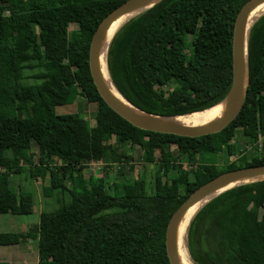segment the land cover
<instances>
[{
    "label": "trees",
    "instance_id": "1",
    "mask_svg": "<svg viewBox=\"0 0 264 264\" xmlns=\"http://www.w3.org/2000/svg\"><path fill=\"white\" fill-rule=\"evenodd\" d=\"M126 1L0 0V215L34 210L33 192L15 188L11 175L48 182L43 196L57 204L41 212L34 231L1 233L0 247L36 239L38 264H170L167 227L190 195L224 172L264 165V145L257 154L264 125V15L249 33L242 110L221 132L191 138L133 126L94 84L93 36ZM248 1L163 0L132 19L108 52L116 89L136 108L164 117L217 105L231 86L234 28ZM74 24L77 29L63 40ZM79 97L98 104L94 125L79 114H56L55 107ZM248 146L252 150L238 166L219 167L225 151L234 155ZM135 147L156 165L152 188L123 174L110 193L103 177L84 175L92 162H128L126 148ZM182 160L196 165L192 177ZM186 242L194 264H264V181L207 202Z\"/></svg>",
    "mask_w": 264,
    "mask_h": 264
},
{
    "label": "water",
    "instance_id": "2",
    "mask_svg": "<svg viewBox=\"0 0 264 264\" xmlns=\"http://www.w3.org/2000/svg\"><path fill=\"white\" fill-rule=\"evenodd\" d=\"M161 1L163 0H127L118 8H116L113 12H111L101 22L96 33L93 36L90 45L89 66L94 84L105 103L120 117H122L130 124L139 129L191 138L219 133L236 119L247 99L249 85L248 39L250 29L252 25L256 22L255 21L254 23H252V25H249V19L253 9L264 0H249L243 6L237 16L232 43V82L225 98L220 102L226 104L225 112L222 117L219 118L218 121L207 127H192L186 125H179L176 123H169L164 119L185 117L190 116L194 113H203L215 107L216 105L206 110L194 112L187 115L164 117L159 115H153L136 108L131 103H129L117 90L119 95L124 99L126 103H128V105H130L136 111L144 115L139 116L135 113L129 112L127 108L109 91L100 73L99 56L101 46L107 32L115 23V21L126 12L139 9L142 6L153 2H155V6ZM245 70L246 83L243 91ZM220 103H218L217 105H219ZM243 178H260L259 181H264V165L248 166L224 172L218 175L214 179L208 181L207 183L199 187L197 190H195L190 195V197L181 205V207L173 214L168 224L166 232V251L170 264H179L177 259L176 245L177 231L179 229L181 218L184 216V214L190 209H192L195 205H197L201 200L213 194L227 183L235 180H241Z\"/></svg>",
    "mask_w": 264,
    "mask_h": 264
},
{
    "label": "rangeland",
    "instance_id": "3",
    "mask_svg": "<svg viewBox=\"0 0 264 264\" xmlns=\"http://www.w3.org/2000/svg\"><path fill=\"white\" fill-rule=\"evenodd\" d=\"M138 17V16H137ZM136 18V17H135ZM77 29V26L70 25L66 28V35L63 36V40L67 41L70 33ZM190 43V42H189ZM69 73H72V69L67 67ZM166 90V87H162ZM98 104L96 102L91 103L86 97H79L77 101L55 107V112L58 115L67 114H79L81 117L88 120L93 119V114L97 110ZM94 125L95 122L92 120ZM111 143L117 144V139L114 137ZM264 145V125L261 126V138L257 145V154L262 153V146ZM254 149V148H253ZM126 152L131 156V159L124 160L122 163L103 164L102 162H92L87 165L83 170L86 177H103L106 180V186L108 192L112 193L114 183H121L123 180V174L128 179H144L151 186L154 180L156 172V165L146 163L144 160L143 152L139 147H135L132 150L126 148ZM130 150L131 152H129ZM252 148L248 146L245 150L240 151L234 155H228L225 151L222 154L221 162L218 163L220 168H224L228 165H239L240 159L243 155L249 154ZM34 154V161L38 163L37 149L33 147L31 150ZM159 156V154H157ZM218 161V157L216 158ZM183 168L188 171L190 176L196 172V165L190 164L186 160L180 161ZM59 165V162L57 163ZM27 172V171H26ZM29 174L25 173V176L11 175V182L17 189H25L32 191L35 196V206L31 215H13L3 214L0 215V234L1 233H27L28 231H34L39 224L40 214L44 210H53L57 204L50 198H44L43 188L48 186V182H42L41 179H29ZM48 179V178H47ZM158 180V178H155ZM155 181V180H154ZM152 188V186H151ZM149 188V192H151ZM5 261V262H3ZM0 262L3 264H38V241L36 239H29L22 241L17 246H5L0 247Z\"/></svg>",
    "mask_w": 264,
    "mask_h": 264
},
{
    "label": "bare ground",
    "instance_id": "4",
    "mask_svg": "<svg viewBox=\"0 0 264 264\" xmlns=\"http://www.w3.org/2000/svg\"><path fill=\"white\" fill-rule=\"evenodd\" d=\"M154 3L146 4L139 9L126 12L122 14L115 23L111 26L109 31L107 32L100 51V59H99V70L103 77V80L109 89V91L127 108L129 112L135 113L139 116H144L143 114L136 111L133 107L128 105L124 101V99L119 95L117 92V89L111 79L109 69H108V63H107V57L109 48L111 46L112 40L115 37V35L118 33V31L129 21L134 19L135 17L147 12L150 10ZM264 15V1L258 4L252 11L250 19H249V25H252L257 19H259L261 16ZM246 83V70L244 74V84H243V91L245 88ZM225 103H220L219 105H216L215 107L203 112V113H194L190 116L185 117H177V118H171V119H164L165 121L169 123H176L179 125H186V126H192V127H207L216 121L219 120V118L222 117V115L225 112ZM260 178H243L241 180H235L227 183L223 187H221L219 190L214 192L213 194L209 195L208 197L201 200L197 205H195L192 209H190L188 212L184 214V216L181 218L179 229L177 231V259L179 264H194L191 261L189 251L187 248V234L189 226L193 220V218L196 216V214L209 202L210 199L213 197L229 190L234 187H237L239 185L243 184H249V183H255L259 181Z\"/></svg>",
    "mask_w": 264,
    "mask_h": 264
},
{
    "label": "crops",
    "instance_id": "5",
    "mask_svg": "<svg viewBox=\"0 0 264 264\" xmlns=\"http://www.w3.org/2000/svg\"><path fill=\"white\" fill-rule=\"evenodd\" d=\"M3 262H5V261H3ZM8 264V263H7Z\"/></svg>",
    "mask_w": 264,
    "mask_h": 264
}]
</instances>
